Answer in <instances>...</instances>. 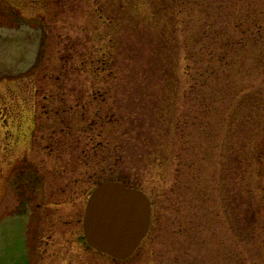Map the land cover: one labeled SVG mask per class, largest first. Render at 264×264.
Wrapping results in <instances>:
<instances>
[{
	"label": "rangeland",
	"instance_id": "obj_1",
	"mask_svg": "<svg viewBox=\"0 0 264 264\" xmlns=\"http://www.w3.org/2000/svg\"><path fill=\"white\" fill-rule=\"evenodd\" d=\"M180 1L175 86L152 0H0L33 38L0 74V238L22 254L0 264H29L35 204L72 227L33 264H264V0ZM111 174L151 198L150 231L126 261L78 258V200Z\"/></svg>",
	"mask_w": 264,
	"mask_h": 264
},
{
	"label": "water",
	"instance_id": "obj_2",
	"mask_svg": "<svg viewBox=\"0 0 264 264\" xmlns=\"http://www.w3.org/2000/svg\"><path fill=\"white\" fill-rule=\"evenodd\" d=\"M24 26L26 30L20 31L0 28V74H10L13 63L22 59L19 54L31 49L32 31ZM151 216L150 199L142 190L121 182H104L88 200L84 235L87 243L99 253L126 261L148 233Z\"/></svg>",
	"mask_w": 264,
	"mask_h": 264
},
{
	"label": "flooded vegetation",
	"instance_id": "obj_3",
	"mask_svg": "<svg viewBox=\"0 0 264 264\" xmlns=\"http://www.w3.org/2000/svg\"><path fill=\"white\" fill-rule=\"evenodd\" d=\"M23 144L26 145V142L24 141ZM25 149L26 150H24V151H29V148H25ZM25 170H26V168H22L20 170L17 169L16 171H17V173H19V172L25 173V172H27ZM24 193L25 192H23V194ZM27 195L28 194H26V196ZM27 200H30V202H31L32 196L31 195L27 196ZM150 202H151V209H153L151 198H150ZM35 206L30 208V212L28 214V229H27L28 237H27V241H26V248H27L28 253H29V260H28L29 264H33L34 253L41 250L40 243L44 238L42 233L46 232L49 228L48 231H50L51 233H53V232L57 233L58 231H61L62 234L66 235L68 230L72 227V226L66 227V224H67L66 222H64L65 225L63 226V224L60 223V221L58 219H56L55 221H49L50 224H45L44 219H43L42 214H41L43 206L41 205L42 207H39L38 204H35ZM46 208H48V207L46 206ZM85 211H86V209H85ZM84 216H85V213L83 214V211H82V203L80 200H78V223L76 225V226H78V228L76 229V232L73 231V233H72L73 236H74V234H78V237H77L78 238V258L82 254L83 242L86 244L88 250H93L97 254L104 255V254L97 252L94 248H92L87 243V240L84 236V226H83L84 225ZM41 221H42V225H41ZM45 221H46V223H48L47 220H45ZM150 228H151V224H150ZM150 228H149V231H150ZM142 243H143V241H142ZM142 243H141V245H142ZM21 252H22V250H21ZM80 260L81 259H78V262H80Z\"/></svg>",
	"mask_w": 264,
	"mask_h": 264
},
{
	"label": "trees",
	"instance_id": "obj_4",
	"mask_svg": "<svg viewBox=\"0 0 264 264\" xmlns=\"http://www.w3.org/2000/svg\"><path fill=\"white\" fill-rule=\"evenodd\" d=\"M154 3H158L159 12L157 13V16L160 17V15H163V19L170 18L172 20V24H169L172 26L173 30L169 35L165 36L164 39V46L167 48V51H170L173 49V54L176 56L175 61L172 63V69L168 66L171 60L166 59L162 61V75L164 78L167 79V81L170 84H173L175 86H178V78L176 77L175 74V62L177 55L179 53L177 44L179 43V38H180V32L178 31L179 26H181V22L179 23L178 21V16L181 14V10H177V7L180 4H184L180 0H152ZM154 15V12H153ZM168 25V26H169ZM170 54V53H169ZM168 54V55H169ZM174 69V71H173ZM109 181H114V182H121L126 184L125 179L122 176H117V174H111L110 180Z\"/></svg>",
	"mask_w": 264,
	"mask_h": 264
},
{
	"label": "bare ground",
	"instance_id": "obj_5",
	"mask_svg": "<svg viewBox=\"0 0 264 264\" xmlns=\"http://www.w3.org/2000/svg\"><path fill=\"white\" fill-rule=\"evenodd\" d=\"M0 246L7 247L6 250H10L15 256L22 255L16 242L15 231L10 229L6 232V235L0 238ZM18 248V250H16Z\"/></svg>",
	"mask_w": 264,
	"mask_h": 264
}]
</instances>
